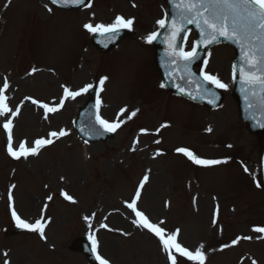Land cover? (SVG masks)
Returning <instances> with one entry per match:
<instances>
[{
	"label": "rangeland",
	"instance_id": "1",
	"mask_svg": "<svg viewBox=\"0 0 264 264\" xmlns=\"http://www.w3.org/2000/svg\"><path fill=\"white\" fill-rule=\"evenodd\" d=\"M93 2L94 6L91 5L92 8L85 11L52 12L53 8L45 0H0V85H3L5 79L8 80L9 89L13 92L9 94V98L14 107H19L20 97L24 100L27 98L36 100L39 105L53 106L61 88L79 91L84 86L92 84L90 83L92 73L95 74V70L103 65L111 73V80L119 72L125 78H133L132 85L137 89L133 90L135 96L131 97V106L138 107L141 116L129 124L126 113L124 116L126 125L120 132L105 143L92 144V147L87 148V145L76 139L70 127V118L74 116L75 109L84 103V95L76 103L69 101L63 113L55 112L46 121H43L42 115L41 118L34 116L30 107H25L23 110L25 112L21 114V123L29 113L34 116L36 122L19 125L20 121H17L15 131L17 140L24 138L27 144H30L32 138L44 135L47 131L65 130L68 135L58 139L55 146L43 151L39 158L18 163L8 162L4 157L3 133L0 130V192L7 189V183L16 181L14 193L19 199L15 205L17 214L31 220L44 216L45 205L46 207L49 205V197L43 199L47 193L45 189H49L48 194L55 195L47 210V216L52 218V223L47 226L50 244L44 250L46 254L24 253L15 245L11 248L4 247L7 250L11 249V263L30 264L34 261V264H88L84 256L69 253L67 245L80 235H92L94 227L107 225L104 228L111 226L117 229V236L101 233L99 248L112 263L170 264L168 256L160 255L153 240L142 234H135L131 225L122 218L124 215H127V218L130 216L127 210L130 193L138 176L147 168L151 171L150 180L156 178L163 183L165 196L172 201V207L167 213L163 202L165 196L154 198L150 183L144 189L140 207L154 220H160L171 233L179 230L177 242L190 251L191 249L195 251L201 247L202 242H205L207 247H215L217 242L215 243L211 236L219 239L222 232L225 239L221 242L234 236H250L252 239L242 243L234 250L233 258L223 264H235L240 256L244 259L242 264H252L253 260L257 264H264V233H260V236L250 234L253 227H264V190L255 185L251 174V168L262 167L264 152H260L257 139L248 134L240 123L235 101L226 97L225 108L216 113L187 104L193 112L192 123L191 119L188 121L190 131L179 138H174L176 131L166 130L160 135L163 140L161 145L149 147L150 143L158 144L159 139L137 138L135 131L137 126L152 130L159 121L166 122L170 119L172 113L177 115L183 106L186 107L184 105L186 103L181 100H166L169 98L166 94L162 95L159 103H155L154 94L151 98L141 96L150 91L151 83L148 85V79L154 77L152 65L157 78L158 74L153 60L151 64L139 53L142 50L136 48L134 38L131 39L133 36L129 39L131 42L124 40L120 44L119 48L122 49L119 53L131 50L134 54V50L140 62L134 58L128 63L123 62L124 60L118 64L106 63L105 60L115 50L106 55L97 52L91 46L90 33L88 34L82 25L107 24L117 14H126L125 12L129 11L127 15L133 16L132 18L136 20L135 32L139 29L140 32L148 33L152 30L156 18L160 16L158 6L161 4L163 6L164 0H93L92 4ZM128 2L134 4L137 9L133 10ZM142 16L146 23H142ZM126 42L128 43L124 49ZM151 52L153 54V49ZM232 56L233 52L230 49L220 47L213 50L209 60V71L216 72L226 80L229 77L227 71ZM79 59H84L85 64ZM220 64H223V67H220ZM34 69L39 71L38 74L33 75ZM74 69L82 71L76 70L75 73ZM31 71L33 72L30 75ZM82 72H86L85 76L78 77L77 73ZM147 72L151 78H147ZM101 79L103 78L95 74L96 82ZM109 96L107 90L102 108L110 119L116 110L125 107L122 106L124 102L112 100ZM176 115L174 122L172 121L173 127L185 126L175 123ZM208 125L215 126L214 132L209 136H203L204 127ZM178 139L183 144L189 143L200 158L204 156L226 160L229 163H221L215 169L208 167L204 170L193 169L170 154V149ZM208 140H214V143L210 146L206 142ZM131 144L138 146L132 149ZM162 149L168 153L166 156ZM86 150L89 153H96L99 157L103 156L104 166L108 163H111V166L105 170L102 162L98 160L86 162ZM245 168L248 169L247 172ZM11 169L15 170L14 178L8 177V171ZM120 172L124 173L121 178ZM186 179L192 182L197 198L196 204L192 207L186 205L183 199L185 190L183 184ZM61 191L72 196L76 202L63 201L59 196ZM218 207V218L217 215L214 217L218 220L213 223L209 214L213 208L214 212ZM7 217L5 205H0V226L9 225ZM178 222L181 223V227L176 226ZM59 227L66 229L63 242H59L61 240L57 230ZM211 227L213 229H210ZM192 228H195L193 232ZM129 229L135 235L125 240L120 232H127ZM205 237L206 239H203ZM17 238L21 244H29L35 239L34 236L25 235ZM95 238L98 239L97 236ZM2 239L9 238L5 234H0L1 242ZM9 244L10 242H6V245ZM43 255H46L47 260H44ZM230 258L231 255L227 257ZM188 262L186 257L177 256V264H189ZM207 264L219 263L209 260Z\"/></svg>",
	"mask_w": 264,
	"mask_h": 264
},
{
	"label": "snow or ice",
	"instance_id": "2",
	"mask_svg": "<svg viewBox=\"0 0 264 264\" xmlns=\"http://www.w3.org/2000/svg\"><path fill=\"white\" fill-rule=\"evenodd\" d=\"M53 5H68L84 4V0H51ZM135 6V5H134ZM87 7H91L88 4ZM176 7L179 10L178 15L173 16L171 24H167V17L157 21V24L161 29L167 28L169 35L166 37L168 44V63L169 65H175V71H180V79H185V74L188 78L191 77V71L189 65L198 57L199 47H207L208 45L218 43L221 38L224 40L236 43L240 48L241 53V64L239 66L233 65V81L239 77V83L241 91L245 94V99L248 106L253 107V100L249 98V94L252 98H255L259 106L264 108V0H178ZM51 11V9H48ZM134 24L133 19H126L123 16H116L115 20L111 24H95L86 23L84 28L87 32L93 34H100L111 38V35L118 33L121 29L131 30ZM186 24H194L199 30V38L194 42L190 51H184L183 48L178 47V43L181 41V34L185 32ZM160 36L159 32H153L149 34L145 40L151 44L157 40ZM186 39V37H185ZM205 66L207 60L204 61ZM35 71V69L33 70ZM203 80L218 89L227 90L228 85L223 83L218 76L209 74L205 71H201ZM107 77L101 79L99 84L103 86ZM192 83H195L193 81ZM92 85H86L79 91H71L67 87L64 88V98L75 99L82 93H87ZM161 87H164L162 84ZM9 88V83L5 79L3 86L0 87V117L6 116L11 113L14 118L19 114V108L15 112L8 107L7 97L5 96L6 90ZM179 91L185 92V89L179 88ZM259 93V95H258ZM188 96L193 99H207L210 104H215L217 96L216 93L211 91L209 88L201 87L199 91L194 95L193 92H186ZM33 104L38 103L36 100H32ZM64 100L60 101L59 107H62ZM101 101L97 98L96 107V122L103 129L104 132H115L120 126V122L114 121L109 122L99 115V107ZM45 111V119L47 114L56 112L58 107H50L48 104L40 105ZM127 109H121L123 114ZM137 112H131L128 117L131 119L136 116ZM4 130L8 134L7 151L8 154L14 159H20L24 157L27 159L29 156H36L44 146L53 143L51 139H38L34 142V146L28 147L27 142H21L18 150H14L12 146V119H8L3 124ZM212 131L211 128L208 129ZM51 137L60 138L68 135L67 131L61 130L59 132H51ZM159 141H157L158 143ZM177 152L185 155L193 163L201 166H213L227 161L218 159H201L191 151L185 148H178ZM247 172L248 169L245 168ZM148 181V176H144L142 182L139 185L138 190L135 194V199L131 203L127 204V207L135 213L136 220L133 221L137 227L147 229L149 232L154 234L160 241L163 251L167 254L170 264H177V256L174 254L178 253L181 257H186L189 261H193L194 264H205L206 256L201 248H197L194 252L183 247L177 242L179 230L175 233H167L158 224H153L149 221L148 217L136 208V201L140 198V189L144 187V184ZM261 184H257V187H261ZM12 187H15L13 185ZM65 200L72 203L76 201L74 198L67 193H62ZM9 202L11 207V217L15 222V226L20 229H25L29 232L38 233L40 239L45 240V227L46 224L43 222V217L37 219L34 223L28 222L22 219L16 212L15 208L11 206L12 196L9 194ZM51 200V197L48 198ZM46 208V205H45ZM88 219V217H85ZM215 223V220L213 221ZM91 227V225H89ZM101 227H107V225H101ZM256 233H264V227H255L253 229ZM92 245V251L96 254V260L99 264H110L109 261L102 258L97 253L98 241L94 236L89 237ZM242 239L251 240L252 237H242ZM233 245L239 243V239L234 240ZM229 245H224L228 247ZM5 257L7 253H4ZM4 264H10L8 260L4 261ZM252 264H257L255 260Z\"/></svg>",
	"mask_w": 264,
	"mask_h": 264
},
{
	"label": "bare ground",
	"instance_id": "3",
	"mask_svg": "<svg viewBox=\"0 0 264 264\" xmlns=\"http://www.w3.org/2000/svg\"><path fill=\"white\" fill-rule=\"evenodd\" d=\"M133 52H134V54L132 53L131 50H127L124 53H118V52L114 53L111 57H109L106 60V63L118 64V63L122 62L123 60H124L123 62L128 63V62H132V60L134 58L139 59L138 54H136L134 50H133ZM145 57L148 58L146 54H145ZM138 61L140 62V59ZM221 66H222V64H220V67ZM85 74H86L85 72L77 73V76L81 78V77L85 76ZM113 78H115V82L112 85L110 84V80L107 83V86L110 84L108 87V91L110 92V98L114 99V98H116V95H117V96H120L122 98V100H125L126 93L128 92V88H129L128 81L126 80V78L124 76H122L120 74V72L118 74H115L113 76ZM128 99H130V98H128ZM128 99H126V100H128ZM127 102L129 103L130 101H127ZM23 119H24V122L21 123V116H20V118H19L20 124L19 125H24L27 122H36V121H34L35 118L32 115L31 116L28 115V117H25ZM190 119H191V114H188L187 110L185 108H182L179 110V112L177 114L176 123L177 124H185L186 122L188 123V121ZM16 129H17V127H16ZM183 132H184V130L181 128L176 133L178 136H181L183 134ZM160 133H159V135H160ZM97 159H98V156H97ZM99 161L103 162V158L101 157ZM121 174H122V172L120 173V175ZM258 174H259V172H258ZM161 192H163V183L161 182V180H155L153 182V188H152L153 196L157 197V196H159V194H161ZM209 217H211V212L209 214ZM193 229H195V228H193ZM110 246H112L111 243H110Z\"/></svg>",
	"mask_w": 264,
	"mask_h": 264
},
{
	"label": "water",
	"instance_id": "4",
	"mask_svg": "<svg viewBox=\"0 0 264 264\" xmlns=\"http://www.w3.org/2000/svg\"><path fill=\"white\" fill-rule=\"evenodd\" d=\"M242 92V91H241ZM246 104V103H245Z\"/></svg>",
	"mask_w": 264,
	"mask_h": 264
}]
</instances>
